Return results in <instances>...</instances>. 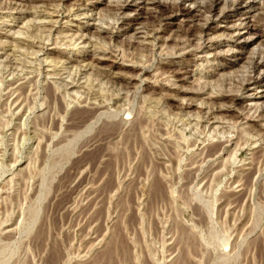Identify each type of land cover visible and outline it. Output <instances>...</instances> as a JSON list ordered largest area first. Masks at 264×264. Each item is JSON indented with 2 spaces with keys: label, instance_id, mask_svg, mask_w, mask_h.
<instances>
[{
  "label": "rangeland",
  "instance_id": "374dc122",
  "mask_svg": "<svg viewBox=\"0 0 264 264\" xmlns=\"http://www.w3.org/2000/svg\"><path fill=\"white\" fill-rule=\"evenodd\" d=\"M10 1L25 6L29 12L41 10L44 5L41 0H0V4ZM44 1L52 7L62 5L59 0ZM246 1L253 7L218 23L217 29L209 30L205 37L191 38L195 40L184 52L178 50L179 42L190 39L179 33L180 25L204 22L182 14L176 18L167 15L155 25L161 38L153 43L154 47L142 28L150 26L157 15L145 1L136 0V5L116 16L111 9L116 0H89L80 12L91 17L75 19H68V15L77 13L76 9L71 10L73 1H65L59 8L63 13V34L53 37L57 45H51L52 41L45 39L47 32L39 29L30 40L36 43L42 38L46 44L47 51L37 55L43 66L34 61V56L27 55L30 51L17 48L12 42L26 38L31 26L44 25L48 20L2 11L9 12L3 19L2 31L9 37L0 38L4 46L0 51V264H264L263 166L246 188L233 184L234 179L240 180L250 171L248 164L253 154L264 148V134L258 126L264 125L263 118H256L257 124L238 120L235 113L253 115L254 104H264V87L246 85L244 100L234 107L236 112L218 115L215 120L206 96L151 93L152 87L160 84H175L190 91L204 85L214 86L216 91L237 90L247 74L243 70L246 60L253 52L264 50V26L248 20L258 15L264 0H243ZM201 5L202 0H192L184 3L182 9L194 12ZM237 19H247V25L239 27ZM114 23L119 28L113 38L91 39L97 43L96 51L87 47L85 51L79 45L82 41L74 44L81 34L95 37L94 28L98 25L111 28ZM235 24L238 28H232ZM236 33L242 41L248 39L241 53L236 52ZM64 37L66 45L61 42ZM200 46L207 49L201 52ZM10 48L17 51L15 56ZM55 48L79 62L72 67L62 59L57 69L67 70L44 79L46 72L42 70L55 59ZM108 48L119 56L117 62L127 67L126 75L136 77L128 87L122 82L111 87L107 78L98 77L100 70L86 67L88 58L100 57L99 51ZM218 53L227 56L218 59ZM125 55L132 61L120 59ZM107 58L102 63L105 70L114 60ZM163 64L168 66L162 68ZM39 73L41 80L35 89L30 80ZM159 74L161 77L155 80ZM257 74L263 77V72ZM19 79L22 80L16 86L8 87ZM140 81L147 91L140 90L134 98ZM48 85L56 95H64L65 113H52L59 120L55 129L46 123ZM25 87H29L28 92L23 93ZM116 93L119 95L113 97ZM249 94L255 98L248 100ZM86 98L88 103L109 107L118 101L123 110L111 119L101 117L94 129L67 131L69 117L78 122L84 115L80 102ZM182 104L192 106L181 109ZM129 108L134 110L122 134L108 139L101 147L81 149L95 135L104 134L100 130L104 121H121ZM138 113L150 126L136 145L128 131ZM260 113L258 110L254 116ZM158 128L166 130L167 135L160 137ZM218 139L230 143L217 158L200 165L205 147ZM258 139L260 142L254 145L252 142ZM197 166L200 168L195 173Z\"/></svg>",
  "mask_w": 264,
  "mask_h": 264
},
{
  "label": "bare ground",
  "instance_id": "6f19581e",
  "mask_svg": "<svg viewBox=\"0 0 264 264\" xmlns=\"http://www.w3.org/2000/svg\"><path fill=\"white\" fill-rule=\"evenodd\" d=\"M41 1L44 4L41 7L42 9L41 10L40 9L39 10L35 9V11H33V12H31V11L29 12V10H27L25 8V6H22L21 4L17 5V3H12L11 1L8 2V3H5V4H0V15L1 16L4 15L3 17H0V20H1V22H0V38H5L7 36L9 37V35H7V34H2L3 28L5 27V23H4L3 19H5V18H7L9 16V14H8L9 12L4 14L3 13L4 11H16V12H18L17 14H19L20 16H23V15H26V16H37V17H41L43 20H48V22H46L44 25H41V26H38V27H36V26L32 27L31 26L32 31L30 33H27L28 35H27V37L25 36L26 38H24V39H18L17 38L15 40H13L14 42H12V43L15 44V47L22 48L23 50L26 49V50H28L27 52L30 51L31 53L30 54L28 53L27 55L34 56L35 57L34 61L38 62L39 66H43V63H42L41 60H39L37 58V55L39 53H43V52L47 51L46 44L42 41V38H40V41H38L36 43L32 42L33 40L32 41H30V40H31V38H35V35H36L35 32H37L39 30H42V32H47V34H48V35H46L45 39H47V41H52L51 45H53V46L57 45L56 44L57 40L53 41V37L54 36L57 37V36H60L61 34H63V32L61 31L62 27L60 25V22H61L60 17L62 16L63 13L60 11L61 9H59V8H60V6H63V3L65 1H69V0H59V2L62 5L54 6V7L47 5L46 1H44V0H41ZM71 1H73V4L71 5V10H75L76 9V12L78 14L76 13V14H73V15H68L69 16L68 19H70V18L75 19V18H79V17H82V16L91 17V15H88L86 12L85 13H81L80 12L81 11L80 8L82 6H84L85 3L89 2V0H71ZM135 1H132V0H116V2L113 4V6H111V9L116 13V16H119V15H121V13L123 14V12L126 9H128L129 7H131L133 4L136 5ZM144 1H145L144 4H147L149 6V10L153 11L157 15L156 17L153 16L154 20H153V22H150V24H151L150 26H147V27L146 26H144V27L142 26L143 28L141 27L142 29L146 30V32H147L146 33L147 41H151L152 46H154V47H155V44L153 45V43H156L161 38L160 37V32L155 30V25L156 24H161L162 20L165 19V17H167V15H169L170 17H175L176 18L178 14H182V15L189 16L190 18H195L196 21L199 20V21L204 22L202 25H200V24H198V25H189V26L186 25L187 27H185L183 25L182 26L180 25L179 33L182 34V36L189 37V39H190V40L186 41L183 44H180L181 42L178 41L179 42L178 50L179 51H183V52H184V50H188V48L192 45L193 40H195V39L191 40V38H193V37L195 38L198 35L200 36V38H202L203 36L205 37L206 33L209 30H211L213 28H214V30L217 29L218 26H216V25L218 23H225V22H227L226 20L228 18H230L233 14H235V13L239 14L240 10H246L247 11V9H250V8L253 7V4L252 5L251 4L248 5V2L247 1L243 2V0H202V5L200 7H198L194 12H190L189 10H183L182 6H183L184 3L188 2V1H192V0H172V3H168V4L165 3V2L159 1V0H143V2ZM257 11H258V15L256 17L250 16V17H248V20H250V21L252 20V23H254V25L255 24H262L264 26V6L259 8ZM7 14H8V16H7ZM244 14L248 15L249 13H244ZM251 18H253V19H251ZM246 20L247 19L242 21V19H237L236 22H240V24H239V27H240L241 25H247V23H245ZM66 23H72V20L71 21L67 20ZM58 25H59V27H58ZM115 25H117V23L116 24L114 23V26H112L111 28H104V27H101V25L100 26L98 25V27L94 28L95 37H91L90 36V38H87L88 34H81L76 39L74 44H76L79 41H82V42H79L80 43L79 45H83L84 49H86V47H87V49L92 48L93 51H96L97 50L96 49L97 43L92 41L91 39L94 38L96 40H99V39H101L104 36H108V37L113 38L115 35H117V33H118L117 29L119 28V27L116 28ZM237 25L236 24L233 25L232 28H238ZM76 31L78 32V31H80V29L78 28V29H76ZM96 36H97V38H96ZM231 36H233V35H231ZM262 37L264 38V34H263ZM12 38L14 39L15 37L12 36ZM66 38L67 37H64V39L61 40V42L63 43L62 45H66V44H64L65 43L64 40H66ZM234 39H235L234 44L237 45V51L236 52L241 53V51H242L243 47L246 45V42L248 41V39L242 41V39L239 37V35L237 33H236V35L234 34ZM72 40H70V42L67 43L68 46H71V41ZM74 44H72V46L78 47V45H74ZM3 49H4V46L0 42V51L1 50L3 51ZM87 49L85 51H87ZM206 49H207V47H203V46L199 47V50H201V52H203ZM10 50H11V48H10ZM232 52H233V50H232ZM11 53L13 55L15 53H17L15 48H13V50H11ZM97 53H98V51H97ZM115 53L116 52L114 50H112L111 48H108L107 50H102L101 52L99 51L98 55L100 57H95V58L94 57H90V58H88V60L90 59L91 65H90V62H89V65H87L86 67L91 66L92 69L94 68V69L100 70L98 72H101V73H99L100 75L98 74V77H104L105 79L107 78L106 80H107L108 83L111 84V87H113V85H115V84H118L119 82L124 83V85H125L124 87H128L129 85H131V81L135 80L136 77L134 78V77H130V76L126 75L125 68H127V67L124 66L123 64H119V62H117L118 61L117 59H118L119 56H117ZM52 56H54L55 59H52V61L46 67H44V69L42 70V73L46 72L45 76L43 77L44 79L46 78V76H58V75H60L61 71L67 70L66 67H64V68L62 67L63 69H61V70L57 69V63H60L62 61V59H64V63L72 64V67H73L74 63L79 62L75 58L74 59L73 58H69L67 56V54H65L64 52L60 51L59 49L56 50V48H55ZM215 56L218 59L219 58L222 59V58H225L227 55L218 53ZM107 57H110V58L114 59L113 61H111L112 65L110 67H108L109 70H105V69L102 68V63L104 61L108 60ZM129 57L130 56L127 57L125 55V56H123V58H120V59L121 60L123 59V61H126L127 59H129V60L132 61L133 58L131 57L132 58L131 59ZM121 60H119V61H121ZM131 61H129V63H131ZM11 63L12 62H9V64H11ZM245 63H246V66L243 67V70H244V73H247V74H246V76H244L241 79V81L239 83L240 87L237 88V90L235 89V90H231V91H227V90L226 91H216L214 86L213 87L212 86L208 87V86L204 85L201 89H196L194 91H192V90L190 91V90H187V89H181L182 87L179 88L175 84H172L170 86L163 85V84L161 85L160 84L159 86H156V87L153 86L152 90H154V91H151V90L150 91H151L152 94H154L155 92H158V93H160V92H168L169 95H166V96H171L170 95L171 93H182V94H185V95H192L191 97H195V98L197 96H206L207 104H210L211 106H213L215 108V109L213 107L209 108V110L212 111L211 116H213V119L215 120V119H217L218 115L219 116H225L226 114H228L230 112H232V113L236 112V111H234V107L236 106V103L238 101H240V100L243 101L244 100V98H245L244 97V91L246 90V85L264 87V50L261 51V52H253L252 55L246 60ZM51 64H53V65H51ZM93 64H95V65H93ZM152 66H153V64H152ZM164 66L167 67L168 64H163L162 68ZM50 68H51V70L48 71V69H50ZM83 68L79 69L80 73L83 70ZM133 68L134 67H132V69ZM143 69L144 68H142V71H143ZM94 71H96V70H94ZM116 71H120V72H116ZM98 72H96L95 74H97ZM258 72H263V77H260V74H257ZM161 75L162 74H159L158 77H156L155 80L159 79V77H161ZM20 80H22V79L10 82L8 84V87L16 86V84ZM40 80H41V74L38 77L35 76L34 79L30 80V83H32V86H35V89H37V87L39 86ZM157 83H159V81H157ZM141 84H142V81H140L138 83V87L136 88L135 93H134V98H135V96H137L136 94L140 90L147 91L146 87H142ZM71 85H74V81H72ZM148 86H149V84H148ZM28 88L25 87L22 90L23 93L28 92ZM206 88H207L208 92H205ZM21 89H22V87H20V91H21ZM45 94H46L45 95L46 99L48 100V105H47V109H48V115L47 116L48 117L46 118V123L49 124L50 126L54 127V129H55V127H57L59 125V120L55 119L54 114L52 115V113H56V114H64L65 113L64 95H60V94L56 95V93L54 91V88L52 86H50V85H48V87L45 89ZM20 95H22V93ZM118 95L119 94L116 93L115 95H112V96L114 97V96H118ZM191 97L189 98V100H192ZM246 98L249 100L250 98H255V96L253 94H249V95L246 96ZM73 99H76V97H74ZM108 101H111V99H109ZM152 101H154V100H152ZM152 101H149L150 104L153 103ZM81 104L83 105V114L84 115L81 116L78 119V122H75V120L77 121V119L69 117L70 119H69V124L67 125L68 127L66 126L67 131H68V129H72V130H74L76 132H79L82 129L91 130L98 123V121L100 120L101 117L105 116L106 118H108V119L110 118L111 119V117H116L123 110L122 107L120 105H118L119 104L118 101H114L112 106L109 107V106L103 105V103H99L98 105L88 103V99L86 98V99H84L83 101L80 102V105ZM181 106H182L181 109H183V108L188 109V108H190L192 106V104H190V105L189 104H185L184 107H183V104H182ZM254 106H255L253 108V109H255L254 114L258 110L261 111V113L258 116H254V114L250 115V116L249 115L243 116L241 113L236 112L235 113L236 114V118L238 120L242 118L243 120H246L247 122H254V123L256 122L257 124L259 123V121H255L256 118H260L261 120L263 118V120H264V104L256 102L254 104ZM132 107H133V104H132ZM207 108L208 107H206V109ZM206 109L200 110L201 113H203V111H205ZM112 110H114V111H112ZM133 110H134L133 108L127 109V111L125 113V118L122 119L121 121H118V122H116V121H112V122L104 121V123L101 124L102 128L100 127L101 128L100 130H102V129L104 130V134L101 135V136H99V135L96 136L95 135V137L91 138L89 141H87V143H85L84 145L82 144L83 146H81L82 147L81 149L95 148L97 146L102 145L108 139H110L112 137H115L118 134L119 135L122 134V131H123L124 127L128 124L129 115L131 113H133ZM204 114H206V113L204 112ZM248 114H249V112H248ZM149 126H150V124H149L148 120L143 115H140L138 113L136 116H134L133 122L130 123L129 131H128V137L132 138L133 144L139 145V143L141 141L140 138L142 136V133H143L144 129L146 127H149ZM258 126H260V128H261V130L263 131V134H264V125H258ZM212 130L214 131V129H212ZM157 134H159L160 137H164V136L167 135V132L164 129H159L158 128L157 129ZM123 135H125V134L123 133ZM157 138H158V135H157ZM129 141H130V139H129ZM259 142H260V139L255 140L252 143L255 145V144L259 143ZM263 142H264V139H263ZM228 143H230L229 140H225V141L223 140L222 141V140L218 139L216 143L208 144L205 147V149L203 150L202 154H201L202 157H200L201 158L200 162L199 161H197V162H199L200 165H201L202 163H205V162L211 161L214 158H217V156H219L220 153H222L224 151V149L226 147V144H228ZM263 145H264V143H263ZM261 146L262 145L260 144L259 147H261ZM127 150H128V148H127ZM170 162H171V164H174L175 160L173 158H171ZM197 162H195V163H197ZM195 163H193L191 165H194ZM248 165L251 166V168L249 169L250 171L247 172V174L242 179H240V180H235L234 179L233 184L236 183V184L239 185V187L246 188L249 184L252 183L251 178L254 179V175H256V174H258L260 172V169H259L260 167L263 166V171H264V148H263V151L256 152V153L253 154L252 162L249 163ZM91 166L93 167L94 165L91 164ZM198 168H200V167L197 166V168L193 169V170H195V173L198 171ZM191 171H192V169H191ZM192 172L194 173V171H192ZM241 199H243V198H241Z\"/></svg>",
  "mask_w": 264,
  "mask_h": 264
}]
</instances>
